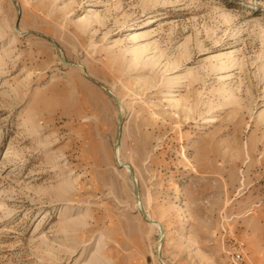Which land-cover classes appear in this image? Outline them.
I'll list each match as a JSON object with an SVG mask.
<instances>
[{"label":"rangeland","instance_id":"374dc122","mask_svg":"<svg viewBox=\"0 0 264 264\" xmlns=\"http://www.w3.org/2000/svg\"><path fill=\"white\" fill-rule=\"evenodd\" d=\"M0 264H264V0H0Z\"/></svg>","mask_w":264,"mask_h":264},{"label":"water","instance_id":"95a60500","mask_svg":"<svg viewBox=\"0 0 264 264\" xmlns=\"http://www.w3.org/2000/svg\"><path fill=\"white\" fill-rule=\"evenodd\" d=\"M120 132H121V125L119 124V128H118V138H119V136H120ZM131 173H132V171H131ZM134 182H135V181H134ZM134 186H135V191H136V199L138 200L136 182H135V185H134ZM139 209H140L142 215L144 216V218H145L147 221H149V222H155L154 220L149 219V218L146 216L144 210H143L141 207H139ZM160 262H162V261H160Z\"/></svg>","mask_w":264,"mask_h":264},{"label":"built area","instance_id":"2783aa9c","mask_svg":"<svg viewBox=\"0 0 264 264\" xmlns=\"http://www.w3.org/2000/svg\"><path fill=\"white\" fill-rule=\"evenodd\" d=\"M233 260L235 263L241 262L242 261V257L240 255V253H237L236 257H233Z\"/></svg>","mask_w":264,"mask_h":264},{"label":"bare ground","instance_id":"6f19581e","mask_svg":"<svg viewBox=\"0 0 264 264\" xmlns=\"http://www.w3.org/2000/svg\"><path fill=\"white\" fill-rule=\"evenodd\" d=\"M151 19L153 20V18H151ZM212 121H214L213 117H209V122H212ZM163 235H164V233H163Z\"/></svg>","mask_w":264,"mask_h":264}]
</instances>
